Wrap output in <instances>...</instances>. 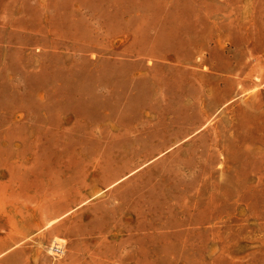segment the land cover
<instances>
[{
  "label": "rangeland",
  "instance_id": "374dc122",
  "mask_svg": "<svg viewBox=\"0 0 264 264\" xmlns=\"http://www.w3.org/2000/svg\"><path fill=\"white\" fill-rule=\"evenodd\" d=\"M0 264H264V0H0Z\"/></svg>",
  "mask_w": 264,
  "mask_h": 264
},
{
  "label": "built area",
  "instance_id": "2783aa9c",
  "mask_svg": "<svg viewBox=\"0 0 264 264\" xmlns=\"http://www.w3.org/2000/svg\"><path fill=\"white\" fill-rule=\"evenodd\" d=\"M60 246L61 244L57 243L54 247H55V250L53 251L54 253H57L60 249Z\"/></svg>",
  "mask_w": 264,
  "mask_h": 264
}]
</instances>
